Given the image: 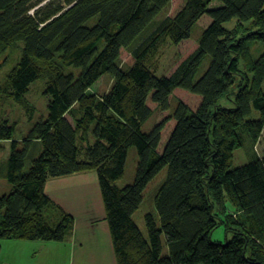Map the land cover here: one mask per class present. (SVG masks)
<instances>
[{
	"label": "trees",
	"instance_id": "16d2710c",
	"mask_svg": "<svg viewBox=\"0 0 264 264\" xmlns=\"http://www.w3.org/2000/svg\"><path fill=\"white\" fill-rule=\"evenodd\" d=\"M170 2L0 0V69L9 46L23 42L19 62L0 81V96L10 91L24 104L31 84L45 78L50 97L47 117L35 122L22 147L15 126L0 123V145L11 141L5 176L12 186L0 195V241H65L74 218L52 201L45 184L95 171L117 264H264V155L231 167L242 130L254 143L263 134L264 51L251 58L246 38L226 26L235 18L251 22L256 30L249 37L264 43V0H186L174 16L159 19ZM204 15L212 21L197 48L170 74H157L149 61L160 46L166 39L174 44L189 39ZM124 49L134 60L128 68L120 61ZM240 59L247 60V69ZM69 66L78 70H66ZM105 74L110 88L93 92ZM237 77L239 89L231 97ZM177 88L202 96L197 109L178 99L172 110ZM224 96L232 107L219 105ZM149 100L171 112L145 132L143 123L153 113ZM253 110L260 118H250ZM172 119L176 124L159 151ZM132 146L139 158L135 179L120 186ZM165 168L155 195L158 219L145 215L146 237L133 215L148 184ZM227 205L238 213L227 215L237 226L234 236L214 241L219 225L214 210Z\"/></svg>",
	"mask_w": 264,
	"mask_h": 264
},
{
	"label": "rangeland",
	"instance_id": "374dc122",
	"mask_svg": "<svg viewBox=\"0 0 264 264\" xmlns=\"http://www.w3.org/2000/svg\"><path fill=\"white\" fill-rule=\"evenodd\" d=\"M186 0H171L168 7L159 16L164 18L165 16H174L185 4ZM212 21L211 17L204 15L195 24L192 30V35L189 39L182 41L180 44H174L169 39L160 46L159 50L149 64L153 70L159 74H170L179 63L184 60L190 53H192L198 46L199 38L201 37L203 29L210 24ZM226 26L230 29L235 28L236 34L240 37L246 38V45L249 50L251 58H258L260 54L264 51V43L257 38L249 37L250 33L254 32L256 28L251 22H239L237 18L233 19L231 22L227 23ZM23 51V42L18 41L7 49V51L2 55L3 66L0 69V81L4 82L6 80L7 74L12 70V68L19 62ZM248 58V57H247ZM121 65L128 68L134 63V60L129 51L123 50L121 53ZM240 66L242 69H247V60L240 59ZM206 68V64L203 66L201 73ZM66 70L77 71L74 66H69ZM249 77L252 78L253 73L248 70ZM112 84V79L109 74L103 75V77L93 86L91 89L93 92L102 94L110 88ZM240 77L236 78L235 84L231 88V97H233L234 92L239 89ZM46 79L41 78L33 82L25 95L24 104L16 102L10 91H7L0 96V123L3 121H8L9 124L15 126L14 138L20 142V147L23 146L21 142L29 133L35 122L44 119L48 114V102L49 95L45 93ZM264 89V84H263ZM180 99L185 102L190 108L197 109V107L202 102V96L199 94L191 93L185 89L177 88L172 92L171 96V108L172 110L176 106V101ZM149 106L153 110L151 116L143 123L142 129L145 132H149L152 128L161 122L163 119L169 116L170 110H162L157 107V104L149 100ZM220 106L232 107L234 105L232 99L224 96L219 101ZM260 112L253 110L250 118L258 119L260 118ZM176 121L172 119L167 122L164 130L162 131V139L159 145V151H162L166 145L168 138L172 129L174 128ZM94 128V123L91 126V130ZM243 144L241 147L234 151L232 168L244 165L253 161L256 156L264 155V130L261 138L257 143H254L249 136V134L242 130L241 132ZM91 141L94 140V136L90 133ZM11 152V141H4L0 145V195L7 194L11 191V184L5 176L6 166ZM138 152L135 146L129 148L127 161L125 165V173L123 177L118 180L120 186H126L134 182L136 170L138 166ZM31 160L28 159L25 163L24 170L27 171L30 167ZM167 176V169H163L159 174H157L151 182L148 184L147 188L143 193V202L139 208L134 213L133 217L137 225L147 237V228L145 223V215L151 213L158 219V211L155 205V195L164 182ZM53 201V200H52ZM56 205L63 208L60 204L53 201ZM218 207V206H217ZM214 210L219 217V225L211 234V238L214 241H220L225 243L227 240H231L234 236V229L237 227L232 224L231 218H228V214L234 215L236 218L238 213L235 208L231 205H227V208L223 211L218 209ZM64 209V208H63ZM65 210V209H64ZM2 212L0 213V222L2 220ZM72 215V214H71ZM229 215V216H230ZM168 254V248L166 245L165 237H163V255ZM5 255V252L4 254ZM4 257V256H1Z\"/></svg>",
	"mask_w": 264,
	"mask_h": 264
},
{
	"label": "crops",
	"instance_id": "0c3cea01",
	"mask_svg": "<svg viewBox=\"0 0 264 264\" xmlns=\"http://www.w3.org/2000/svg\"><path fill=\"white\" fill-rule=\"evenodd\" d=\"M45 191L74 218L66 240H1L0 264H117L97 173L50 178Z\"/></svg>",
	"mask_w": 264,
	"mask_h": 264
}]
</instances>
